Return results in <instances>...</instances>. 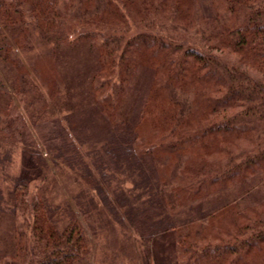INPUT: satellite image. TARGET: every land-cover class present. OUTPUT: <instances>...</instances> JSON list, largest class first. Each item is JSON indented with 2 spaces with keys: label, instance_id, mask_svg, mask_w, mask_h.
Listing matches in <instances>:
<instances>
[{
  "label": "trees",
  "instance_id": "1",
  "mask_svg": "<svg viewBox=\"0 0 264 264\" xmlns=\"http://www.w3.org/2000/svg\"><path fill=\"white\" fill-rule=\"evenodd\" d=\"M2 26L19 29L1 50L22 107L7 92L0 131L22 144L24 160L11 193L22 224L0 264H74L91 250L78 214L66 216L39 185L31 187L47 180V155L89 166L80 129L89 121L52 112L64 83L57 46L87 40L97 63L84 115L106 132L92 162L104 182L128 173L141 188L121 195L143 245L140 264H264V203L242 205V186L229 194L264 171V127L256 120L264 117V79L251 75L264 73V2L0 0ZM225 50L240 53L245 67ZM255 130L261 149L252 156Z\"/></svg>",
  "mask_w": 264,
  "mask_h": 264
},
{
  "label": "rangeland",
  "instance_id": "2",
  "mask_svg": "<svg viewBox=\"0 0 264 264\" xmlns=\"http://www.w3.org/2000/svg\"><path fill=\"white\" fill-rule=\"evenodd\" d=\"M251 1L264 2V0ZM232 21H236V17H233ZM17 31H19L18 27L10 29L8 26H2L0 31V107L8 100L7 92L9 91L14 101L22 107V103L14 91L12 72L8 65L3 63L1 50L2 41L7 37L14 39ZM48 34L51 38L58 37V34L52 31ZM70 38H74V36L72 35ZM92 46L90 40L79 42L77 45H69L67 42L59 43L56 67L60 71L64 83L52 103V112L56 116H68L70 121L78 125L85 119L89 121L88 125L85 124L82 126L83 128H80L84 133L87 132L86 137L81 138L86 139L82 146L89 166L83 169L80 166H68L61 161L54 163L50 155H47L52 166L47 180L45 182L37 180L31 184V187L35 192L36 184L39 185V188L42 186V190L37 187L38 191L47 194L52 204L59 207L60 212H64L67 216L68 210L72 209L82 221L91 242V250L85 259L74 264H140L143 261V245L124 213V208L121 206V195L126 196L129 192V194H138L141 188L136 186L134 177L128 173L114 175L115 177L109 180L110 183L104 182V177L100 172L102 167L92 162V156H97L106 137L105 126L100 125L91 116H85L86 108L93 102L90 94V78L93 73H91V68L97 63L94 54L96 50ZM91 47L94 50H91ZM225 51L229 52L225 53V58L228 61H239L245 67L244 61L241 62L240 53ZM254 70L251 71L254 78L263 77L264 79V73ZM123 109L129 113L130 104L127 102ZM256 120L264 127V117L261 121ZM255 133H257L256 130L253 132L255 142L249 146L252 156L257 155L261 149V143L257 145L258 138ZM244 146H246L245 143L242 144V148ZM23 160L22 144L0 131V258L9 257L14 252L15 226L22 224L21 213L14 215V202L11 193L21 174ZM240 160L244 161L245 159L241 157ZM106 169L105 173L112 175L111 170ZM250 177V182L233 186L229 194L233 195L238 192L239 186H242L241 190L243 191H240L236 197L242 201V205L245 202L255 204L262 201L261 203H264V171ZM97 184L100 185L101 190L98 187L95 188ZM100 192L107 193L113 206L117 208L116 212H112L111 206L109 208L105 205ZM259 209L264 210V206ZM115 213L121 216V220Z\"/></svg>",
  "mask_w": 264,
  "mask_h": 264
}]
</instances>
